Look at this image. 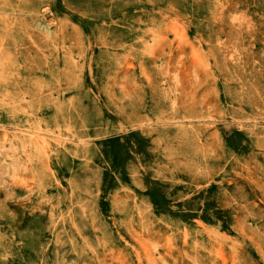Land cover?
Here are the masks:
<instances>
[{
	"label": "rangeland",
	"instance_id": "374dc122",
	"mask_svg": "<svg viewBox=\"0 0 264 264\" xmlns=\"http://www.w3.org/2000/svg\"><path fill=\"white\" fill-rule=\"evenodd\" d=\"M0 264H264V0H0Z\"/></svg>",
	"mask_w": 264,
	"mask_h": 264
}]
</instances>
